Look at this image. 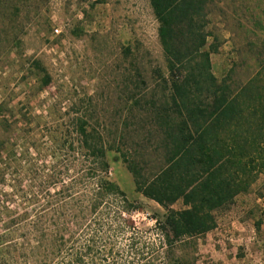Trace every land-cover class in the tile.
<instances>
[{"label":"trees","instance_id":"1","mask_svg":"<svg viewBox=\"0 0 264 264\" xmlns=\"http://www.w3.org/2000/svg\"><path fill=\"white\" fill-rule=\"evenodd\" d=\"M77 1L93 6L103 0ZM149 3L158 23L164 68L148 64L149 71L143 60L142 65L136 62L137 54L130 46L124 47L123 53L136 64L134 73L130 68L125 72L122 121L112 142L87 120H80L76 129L79 147L88 152L93 166L79 179L68 171L63 173L67 179L45 174L47 188L41 205L42 192L25 190L23 178L13 184L11 199L20 194L26 203L40 205L26 207L20 214L9 209L11 218L1 224L0 245L7 243L3 239L7 235L14 241L7 245L15 250L13 263L25 256L33 264H87L90 238L85 244L71 235L65 238L69 223H88L92 213L109 200L132 207L109 175V150L119 153L136 191L166 209L164 221L172 235L165 234L167 242L202 236L214 228V212L246 190L264 168V0ZM33 4L35 0H0V47L20 48L22 21L35 19L38 13L30 16L25 11ZM218 23L229 31L235 52L222 79L211 65L221 36ZM33 64L45 87L49 73L39 59ZM5 174L1 170L0 176ZM83 175L86 179L80 180ZM179 200L182 207L172 209ZM124 207V211L131 210ZM21 237L26 243L19 245L16 240Z\"/></svg>","mask_w":264,"mask_h":264},{"label":"rangeland","instance_id":"2","mask_svg":"<svg viewBox=\"0 0 264 264\" xmlns=\"http://www.w3.org/2000/svg\"><path fill=\"white\" fill-rule=\"evenodd\" d=\"M25 11L30 16L38 13L35 19L22 21L20 48L0 47V172H6L0 176L5 180L0 183V233L2 222L11 218L9 209L20 214L43 203L45 174L67 179L63 173L68 171L79 179L93 166L88 152L79 147L80 120L112 142L122 121L127 69L134 73L136 62L142 65V60L149 71L148 64L164 68L165 63L149 0H103L93 6L77 0H35V6ZM217 27L221 36L211 65L222 79L235 52L229 31L220 23ZM126 46L137 54L136 62L123 53ZM36 59L50 75L45 87L32 67ZM107 159L111 179L125 191L132 207L109 200L88 223H69L65 238L71 235L80 244L90 238L87 264H264V168L246 190L214 212V228L202 236L167 242L166 209L136 191L119 153L109 150ZM21 179L25 190L42 192L40 205L26 203L20 194L11 199L13 184ZM85 179L83 175L80 180ZM124 206L131 210L124 211ZM181 207L180 200L171 206ZM46 216L42 215L44 222ZM3 239L7 243L0 245V264H15L11 260L15 250L8 248L14 241L10 235ZM21 257L18 264H33Z\"/></svg>","mask_w":264,"mask_h":264},{"label":"built area","instance_id":"3","mask_svg":"<svg viewBox=\"0 0 264 264\" xmlns=\"http://www.w3.org/2000/svg\"><path fill=\"white\" fill-rule=\"evenodd\" d=\"M55 31H57V29Z\"/></svg>","mask_w":264,"mask_h":264}]
</instances>
